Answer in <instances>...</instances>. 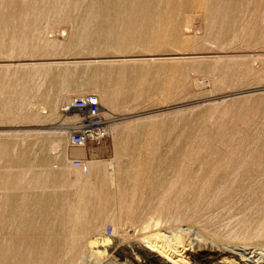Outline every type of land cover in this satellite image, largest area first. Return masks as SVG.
I'll use <instances>...</instances> for the list:
<instances>
[{
    "label": "rangeland",
    "instance_id": "obj_1",
    "mask_svg": "<svg viewBox=\"0 0 264 264\" xmlns=\"http://www.w3.org/2000/svg\"><path fill=\"white\" fill-rule=\"evenodd\" d=\"M98 1L108 0H0V68L29 74L31 65L43 64L73 73L64 86L71 100L94 95L108 129L100 142L85 143L83 158H68L74 166L95 162L83 169L91 193L87 186L41 188L37 179L27 187L29 177L19 189L15 182L7 188L0 183V264L6 254L19 260L11 264H57L69 252L94 264L82 240L98 233L115 238L106 254L121 263L119 253L147 231L149 218L170 222L175 216L183 228L194 226V219L221 246L262 254L264 0H169L166 6L110 0L111 10L89 22L87 13ZM190 15L197 16L186 29ZM83 26L95 37L88 35L89 49L78 51ZM11 48L15 57L8 55ZM94 63L124 69H86ZM52 76L43 84L26 77L20 86L15 76L5 91L0 87V134L7 135L0 138L2 178L47 167L76 178L64 154L74 148L71 142L61 151L51 144L65 130L71 140L81 118L69 125L64 119L85 112H69L66 100L51 114L61 88V78ZM9 78L0 72V84ZM81 85L93 90L80 96L74 89ZM17 111L23 119L11 121ZM85 209L77 223L74 214ZM196 243L188 246V257ZM256 256L253 261L264 264V253L261 260Z\"/></svg>",
    "mask_w": 264,
    "mask_h": 264
},
{
    "label": "bare ground",
    "instance_id": "obj_2",
    "mask_svg": "<svg viewBox=\"0 0 264 264\" xmlns=\"http://www.w3.org/2000/svg\"><path fill=\"white\" fill-rule=\"evenodd\" d=\"M60 1V0H57ZM114 2L108 1H103V2H96L93 4L92 8L89 10L87 13L89 17V22H94L96 21L99 17H102L104 14V11L111 10V7L113 6ZM125 1L122 2L121 7H125ZM152 3H154L156 6H166L170 3V1L165 0H153ZM135 3H132L131 5H134ZM136 5V4H135ZM199 15H202L200 13ZM197 15H190L185 17V23L186 29H190L189 23L193 18ZM123 18V16H121ZM200 17V16H199ZM202 22H204V18H202ZM97 31V30H93ZM91 29H88V26H83L80 28V40L79 43L76 45L75 49L78 51L82 50H87L89 49L88 47L84 46V39H87L88 35L95 37L94 33H90ZM90 33V34H89ZM106 36V35H105ZM12 50L9 51V56L12 57L15 55V50L11 48ZM102 50L106 49V46L104 48H101ZM15 57V56H14ZM30 71L28 72L29 74H24L21 73L18 70H14L15 68H11V66H6L4 68H0V72L6 76H10L9 80H7L6 83L0 84V87L5 89L11 84L15 76H19L17 78V84L23 85L25 78L29 77V81L32 82L35 79H43L42 84L45 82L46 78L50 75L53 74L52 78L54 76L60 77L61 78V84H60V90L58 93H56L54 97V103L50 107V112L52 115L57 114L58 112V106L60 103L68 102L67 107L68 111H74L79 110L84 111L85 113L81 112L83 115L79 114H69L64 120L66 123L69 124H74V122L81 120L78 122L76 129L71 132V136L73 134H77V132H82V129H80L78 126L83 124L85 121H88L86 124V128H91L93 124H100V126H104L107 129V125L105 123L104 118L102 117L103 115H107L106 113H101L100 106L98 107V112L101 117L99 119V122L94 121V120H85L89 119L88 113H89V108L87 106L83 107H75L73 105V101L71 100V95L70 93L72 92L71 90L66 89L65 83H66V78L69 75H72L73 73L67 72L65 69L62 70H57L53 68L52 66L49 65H43V64H33L30 66ZM113 68L116 69H124L122 67H117L114 65L102 67L101 65L94 63L91 66H87L86 69H90L92 72L97 71L98 69H101L104 71V73L111 72ZM21 73V74H20ZM51 78V79H52ZM64 87V88H63ZM63 88V89H62ZM2 89V90H3ZM62 89V90H61ZM90 90H93L90 87L87 86H78L76 89H74V92L78 93L80 96L85 95V92H89ZM38 91V90H37ZM36 91V92H37ZM3 93V92H2ZM36 93L34 92L28 97V105L31 104L32 99L35 98ZM28 96V95H27ZM1 97V96H0ZM4 98V97H3ZM11 98V96H8L5 98L6 102L8 99ZM85 98V97H82ZM4 101V100H3ZM2 101V102H3ZM108 101L107 97L101 92V96L99 99L100 103H106ZM2 104L3 107H6L5 103ZM71 102V103H70ZM24 104V101H21V105ZM99 104V103H98ZM65 105V104H64ZM63 105V106H64ZM1 107V106H0ZM2 108V107H1ZM0 108V109H1ZM72 108V109H71ZM67 109H65L66 111ZM1 112V111H0ZM16 115H13L11 118L13 120L11 121H20L23 119V115L20 111L15 112ZM37 115H35V118ZM67 127V126H66ZM65 127V128H66ZM79 128V130H78ZM111 127V131H112ZM24 133V132H23ZM26 133V132H25ZM28 134V133H27ZM55 139H53V143L51 144V148L55 150H62L63 143L68 140V142H72V140L69 139V132L68 131H61L57 134H55ZM7 135L0 134L1 137H6ZM22 137V136H21ZM5 142V140L3 141ZM8 142V141H7ZM8 144V143H7ZM72 144V143H71ZM65 145V144H64ZM73 145V144H72ZM73 149L70 150H64V154L66 159L68 160L70 154L72 155H77L80 157H84L86 154V149L87 147L85 146V143L80 146H75L73 145ZM58 151V152H59ZM72 161L68 160V167L70 169H73L76 171V178L74 179H64L63 178V173L62 170H54L53 168L47 167L39 170L36 172L34 175H32L30 170H27L26 172H12L9 175H5L4 178L0 176V183H2L4 186L3 188L9 187L10 183L14 184V189H19L20 185L23 183L24 178L29 177V180L27 181L26 186L30 187L32 185V181L37 179V186H41V188H48L50 190H56L57 188H62V187H71L74 188L75 190H78L82 187H86L88 191L91 193L94 190V186L92 183L87 182V180L84 177L83 174V169L86 167H90L94 165V161H89L85 160L80 166H74L71 164ZM99 164H96L95 166L97 167ZM40 179V180H38ZM41 181V182H40ZM17 183V186L15 187ZM119 205V203H118ZM198 204H196L193 208H195V212L197 213L198 209H196ZM87 209L83 210L81 213L74 214V220L77 221V223H80L84 218H80L82 216H85ZM189 221H193V225H187L185 228L181 226L182 224V219L179 216H175L173 218V221L166 222V219L163 218H156L152 219L149 218V220L146 221V225L144 226L147 231L143 232L142 235L137 238L136 243H130L127 245L126 249L121 251L120 257L124 258L123 262H118V260L113 256V255H107L106 250L107 247L115 242V238L112 241L111 237L106 236L103 233H98V234H93L90 237H84V240L82 242L88 247L90 250L89 256L93 260L94 264L99 263V261L103 264H241L243 262L251 263L254 262L253 259L255 256L258 254L261 260L262 253L260 252L256 254L254 251H249L247 252V249L242 247L238 248L234 245L232 246H221L218 244V242L214 239L213 233L211 234V231L209 232L207 228L205 227H197L196 224L197 222L194 219H190ZM192 236H194L192 238ZM186 237V238H185ZM200 237V240L198 238ZM187 239V240H186ZM72 238H70L69 244L72 245L74 243ZM78 241V240H77ZM188 241V242H187ZM196 241L197 243L194 246L193 252L190 254V257L187 256L186 251L189 250L188 246L192 247V243ZM209 242V243H207ZM205 244H209L208 247ZM187 246V248H186ZM206 246V247H205ZM192 250V249H191ZM249 250V249H248ZM143 252L144 255L142 257L144 258L143 261H139V256L138 253ZM33 253V252H32ZM255 253V254H254ZM37 257L39 256L36 255ZM254 257V258H253ZM257 257V256H256ZM43 256H40L39 258H31V261L34 262H40L43 259ZM191 259V262L189 261ZM243 259V260H242ZM19 260H15L13 257H8L7 254L3 257L2 263L6 264H11V263H16ZM66 261H68L67 264H85L83 255L80 254L76 256L75 258H72V253L69 252L65 256L63 260H58L57 264H66ZM259 261L257 259L254 264ZM247 263V264H248ZM253 264V263H252Z\"/></svg>",
    "mask_w": 264,
    "mask_h": 264
},
{
    "label": "built area",
    "instance_id": "obj_3",
    "mask_svg": "<svg viewBox=\"0 0 264 264\" xmlns=\"http://www.w3.org/2000/svg\"><path fill=\"white\" fill-rule=\"evenodd\" d=\"M73 105L75 107H83L87 106L89 108L88 118L85 120H94L99 122V119H101L99 112H98V100L94 95H86L85 98H78L74 99ZM88 121H85L83 124L79 125L78 127L82 129V132H77V134H73L71 136L72 144L75 146L83 145L87 142H100L102 139H104L108 131L106 130V127L100 126V124H93L91 128H86V124ZM77 127V126H76ZM78 128V130H79ZM73 163L75 165H80L81 162L78 159L73 160ZM107 231L110 233L111 228H108Z\"/></svg>",
    "mask_w": 264,
    "mask_h": 264
}]
</instances>
